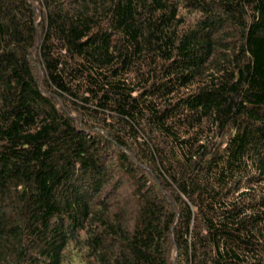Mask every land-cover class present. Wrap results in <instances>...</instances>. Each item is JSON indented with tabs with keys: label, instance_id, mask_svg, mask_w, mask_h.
<instances>
[{
	"label": "trees",
	"instance_id": "obj_1",
	"mask_svg": "<svg viewBox=\"0 0 264 264\" xmlns=\"http://www.w3.org/2000/svg\"><path fill=\"white\" fill-rule=\"evenodd\" d=\"M0 264H264V0H0Z\"/></svg>",
	"mask_w": 264,
	"mask_h": 264
}]
</instances>
